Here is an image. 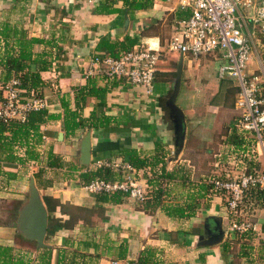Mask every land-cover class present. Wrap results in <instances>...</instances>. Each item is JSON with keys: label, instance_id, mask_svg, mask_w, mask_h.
Listing matches in <instances>:
<instances>
[{"label": "crops", "instance_id": "1", "mask_svg": "<svg viewBox=\"0 0 264 264\" xmlns=\"http://www.w3.org/2000/svg\"><path fill=\"white\" fill-rule=\"evenodd\" d=\"M135 1L146 5L128 12L123 0H0V57L18 51L15 38L10 35L5 39L1 33L8 25L18 34L23 32L25 37L43 39L33 44V57L41 55L38 58L50 63L39 72L42 84L31 89L45 99L44 110L49 115L39 125L40 140L34 142L29 137L35 158H25L19 164L5 160L4 154L0 157V198L15 203L16 224L12 229H17L12 234V229L4 231L0 227V234L3 232V238L7 239L0 244L21 248L19 252L25 259L38 258L40 248H49V264H58L59 257H62L59 264H126L137 261L145 248L153 250L156 264H264V189L245 191L236 218L246 221L250 227L244 232H235L230 229L231 216L225 197L213 192L206 182L211 173L225 169V161L231 164L227 169L233 174L243 165L264 168V153L254 146L252 137L243 138L231 126V120L239 112L235 107L236 92L225 95V90L236 83L230 77H226L229 81L226 84L221 82L216 72L217 56L193 59L182 55L180 85L175 97L176 105L184 114L180 148L179 123L168 106L180 54L169 53L158 63L151 93L124 78L107 80L100 68H91L96 52L108 54L104 47H98L100 41L122 43L129 35L137 43L156 35L155 26L163 17H169L170 29L174 31L179 15L189 14L188 9L177 8L174 0ZM258 2L255 0V4ZM101 5L115 10H100ZM252 11L248 8L239 14L244 17ZM245 30L251 38L246 72L258 73L264 70V37L248 21ZM205 59H210L211 64L206 65L213 68L217 79L209 84L210 95L207 88L196 92L186 79L195 65L205 69L200 63ZM39 65L42 63L38 66L32 63L29 68L36 71ZM89 69L93 72L89 73ZM3 74L0 65V88L12 78L3 82ZM63 102H67L66 118L71 120L73 111L76 120L93 114L89 120L92 126L65 130ZM6 126L0 123L1 130L5 131ZM223 127L226 129L221 132ZM219 135L224 143L219 141ZM86 138L90 148L88 164L82 161L80 151ZM156 143L161 146L159 153L170 177L162 174L161 162L152 163ZM223 146L226 152L222 151ZM13 149L15 155L22 157L25 145H14ZM128 150H134L145 161L142 167L133 166L136 180L148 185L145 199H151L153 186L149 180L160 182L166 191L161 205L144 210L141 204L145 199L137 201L124 195L119 203H99L97 193L84 188L80 176L84 171L102 169L100 177L121 176L111 169L91 168L93 159L129 162ZM238 151L243 153L242 158L231 155ZM49 152L64 164L49 166ZM209 154L212 157L208 160ZM203 156L207 158L208 173L203 169ZM224 171L223 177L229 172ZM30 176L34 177L46 209L45 197L50 208L55 201L64 206L62 210L56 206L51 212L60 223L65 224L70 216L73 220L77 214L72 212L74 207L92 209L91 213L76 216L68 226L47 231L46 247H38L18 229L19 211L29 197ZM173 207L183 209V217L168 215L167 209Z\"/></svg>", "mask_w": 264, "mask_h": 264}, {"label": "built area", "instance_id": "2", "mask_svg": "<svg viewBox=\"0 0 264 264\" xmlns=\"http://www.w3.org/2000/svg\"><path fill=\"white\" fill-rule=\"evenodd\" d=\"M179 9H188L189 14L176 21L172 35L162 41L151 35L140 39L131 49L113 57L106 52H96L91 59V68H100L107 80L126 79L131 85H141L146 93L154 87L157 65L165 52L178 53L199 59L216 55V72L219 78L236 80L235 107L238 115L231 126L243 138L251 136L254 146L264 153V70L247 73L246 67L251 52V38L245 30L248 21L258 27L264 37V0H174ZM252 8L250 15L241 16L240 11ZM218 53V54H217ZM89 69V73H92ZM45 99L33 90L20 87L18 78L4 84L0 100V122L24 121L29 112L44 109ZM242 153V152H241ZM242 156V154L240 155ZM93 169L105 168L120 172V178L96 177L85 183L91 193L121 192L137 201L146 198V183L135 178V168L128 161L111 158H95ZM206 182L213 192L222 194L231 216L230 229L244 232L250 224L237 220L243 195L250 188L264 189V168L243 165L236 175L225 177L212 175ZM253 228V226H252Z\"/></svg>", "mask_w": 264, "mask_h": 264}, {"label": "trees", "instance_id": "3", "mask_svg": "<svg viewBox=\"0 0 264 264\" xmlns=\"http://www.w3.org/2000/svg\"><path fill=\"white\" fill-rule=\"evenodd\" d=\"M125 3V10H135V9H141L143 6L146 5L145 2H139L135 0H123ZM100 10H105L107 12H111L115 9H110L105 5H101ZM187 16V15H186ZM183 17V16H182ZM179 15V19L182 18ZM2 35L5 39H8L10 35L15 38V42L17 45V53H7L0 57V65L3 70V76L2 80L7 81L11 77L18 78L20 81V87L28 90L34 89L40 84H42V79L40 77V70H44L45 68L49 67L50 63L47 62L46 59L38 58L41 55H37L38 57H33L32 52V46L36 42H43V39L37 38V37H25L24 33H17L15 29L12 30L11 27L8 25L3 27ZM136 43V38L130 37L129 35H126L124 37V41L120 43L119 41H108V40H102L98 43V47H104L108 54L113 57H119L121 53L131 49ZM41 62L42 65H39V69L36 71L30 70V64L34 63L37 64ZM105 78V76H104ZM221 82H229L226 80V77L221 78ZM223 85V87L225 86ZM4 84L0 88V100L2 99V92H3ZM237 85L226 88L225 95L230 92H236L237 93ZM91 92H96L95 89H91ZM37 93V92H36ZM83 98V97H82ZM63 106L65 109V118H64V127L65 130L72 131L76 127H91L90 119H93V114H91L88 118H79L78 120L75 119L76 113L73 111L71 113V120L66 118L67 115V102H63ZM46 117H49L46 110H34L28 113L26 119L24 121H18V120H11L7 122V126L5 131L0 129V157L4 154L5 160L9 162H18L19 164H23L25 161V158H35V155L33 153V150L31 148V143L29 142V137H33L34 142H38L40 140V133H39V125L41 122L45 120ZM2 123V122H0ZM95 126V125H94ZM14 145L21 146L25 145L24 150V159L23 156L15 155V151L13 149ZM157 152L152 156L153 164H157L159 162L162 163L161 171L162 174H164L167 177H170L171 175L167 172H165L164 168V160L163 155L161 156L159 151L161 150V146L159 143H156ZM129 156V163L134 167H142L145 164V161L143 159H140L137 155V153L134 150H128L126 153ZM49 166H62L64 163L60 161L59 159H55L52 152L48 153ZM33 176L36 178L37 173H34ZM81 179L83 180L84 184L89 182L90 180L94 179L95 177L103 176L102 169H99L97 171H84L81 173ZM149 184L153 186L152 193H151V199H145L141 206L142 209L146 210L148 208H153L161 205V197L163 195V189L160 186V182H157L156 180H149ZM154 186H156L154 188ZM121 192H112V193H106V192H99L97 193L96 200L99 203L104 202H113V203H119L121 202L122 198ZM45 203L47 204V209L49 212L48 215V225H47V231H54L57 227H61L64 225L72 224L71 222L76 219V216H84L86 213H91V208H85V207H74V210L77 212V214H73V220L72 216L69 217V219L66 220L65 224L60 223L58 221V218L54 217V215H51L52 210L56 206H59L60 209H63V205L55 201V204L53 206L49 205V200L47 197L44 198ZM168 215L171 216H179L183 217V209L180 207H173L169 210L167 209ZM82 218V217H81ZM41 252L39 253V257L37 258H28L25 259L23 257V253L21 252H13V248L11 246L1 245L0 244V264H49L50 259V253L51 250L49 248H40ZM154 252L151 248H145L143 251H141L137 261L132 262L129 261L126 264H156L154 261ZM62 258V257H61ZM61 258L58 259V264L61 261ZM69 264H74V262H71Z\"/></svg>", "mask_w": 264, "mask_h": 264}, {"label": "water", "instance_id": "4", "mask_svg": "<svg viewBox=\"0 0 264 264\" xmlns=\"http://www.w3.org/2000/svg\"><path fill=\"white\" fill-rule=\"evenodd\" d=\"M128 19H125V24H127ZM182 67V54H180V59L177 65L176 79L173 91L168 100V106L172 113L175 115L177 122L179 123V139L178 148L181 147L182 140L184 137V114L183 111L176 105L175 97L179 90L180 85V75ZM62 136V133H60ZM89 141L88 138L84 140L81 145V159L84 163H89ZM28 193L29 197L27 199L24 207L19 211L18 214V229L25 237L33 239L38 247H46L44 242L45 236L47 234L48 225V211L45 204L39 195V191L35 185V180L33 176H30L28 182Z\"/></svg>", "mask_w": 264, "mask_h": 264}, {"label": "rangeland", "instance_id": "5", "mask_svg": "<svg viewBox=\"0 0 264 264\" xmlns=\"http://www.w3.org/2000/svg\"><path fill=\"white\" fill-rule=\"evenodd\" d=\"M170 28L171 27L169 25V17H167V18L166 17L165 18L163 17V19L160 20V21H158L157 25L155 26V29H154V32L155 33L154 34L159 35L160 38L162 39V41H164L165 39H168L170 37V35L172 34V32H173ZM169 53L170 52H165V54H164L165 56L163 55L162 56V59H165L168 56ZM201 59H203V58H201ZM200 63H201V65L204 66L205 69L203 70V67L202 66H196L195 65V68H193V70H191L187 74L186 79H188V81H191L190 83H191V87L193 88V90H195L196 92H199L200 90H203V89L205 90L207 88V91L206 92H207L208 95H210L211 94V91H208L210 89L209 84H211L212 81H214V80L216 81L217 79L215 77V74L213 73V68L211 69V68H209L206 65V64H211L210 59H205V60L201 61ZM197 67H202V68H200L202 70L198 69ZM226 77H228V76H226ZM233 80L236 83V80L235 79H233ZM205 103H207V102H205ZM229 103H230V101H229ZM184 105H185V102L183 101V107H184ZM219 110H220V107L216 109V111H219ZM225 129H226V127H223L221 129V132H223ZM219 141L222 142V143H224L223 142V138L221 140L220 135H219ZM226 149L227 148L225 146H223V150L222 151H225L226 152ZM227 154L230 155V152L227 151ZM227 154H226V156H227ZM241 154H243V153H241L240 151H238V154L232 153L231 155L233 157H236V158L237 157L238 158L239 157L242 158V156H240ZM203 157L205 159V162L202 163L203 164V169H204V171L207 172L208 171L207 170V164H206L207 158H206V156H203ZM211 157H212L211 154H209L208 155V160L211 159ZM227 165H230L231 166V164L229 162L225 161L224 167H225L226 171H229L227 169ZM230 166H228V167H230ZM224 170H221L222 172L219 171V172L211 173V174L212 175H215L217 177H221L222 178L223 177V174L225 173ZM228 173H230V171ZM230 174L231 175H236L237 172L235 174H233V173H230ZM147 181L148 180H146V182ZM148 190H149L148 187H146L145 188L146 195L149 193ZM165 193H166V191L164 190V194ZM14 205H15L14 202H12V201L11 202H6V200L0 198V227H2L4 229V231H9V230H11L12 228L15 227V224H16L15 223L16 215H15V209L13 208ZM72 212L77 213L74 209L72 210ZM11 231H12V234H14V232H17V229H15V230L12 229ZM4 236L5 235H3V232H2L0 234V243H5V240H7L6 238H3ZM1 245H3V244H1ZM12 248L14 249L13 252H15V253H17L18 251H22V249L21 248H18V247L17 248L16 247H12ZM23 250L24 251H29L27 249H23ZM31 253L32 254H35V252H31Z\"/></svg>", "mask_w": 264, "mask_h": 264}]
</instances>
